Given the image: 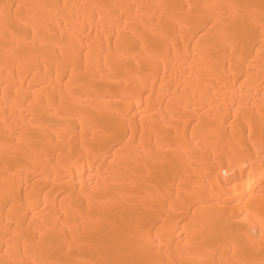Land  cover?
Returning a JSON list of instances; mask_svg holds the SVG:
<instances>
[{"label":"bare ground","instance_id":"6f19581e","mask_svg":"<svg viewBox=\"0 0 264 264\" xmlns=\"http://www.w3.org/2000/svg\"><path fill=\"white\" fill-rule=\"evenodd\" d=\"M0 264H264V0H0Z\"/></svg>","mask_w":264,"mask_h":264}]
</instances>
